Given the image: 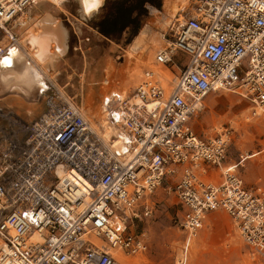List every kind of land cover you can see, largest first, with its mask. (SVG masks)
<instances>
[{"label":"built area","instance_id":"2783aa9c","mask_svg":"<svg viewBox=\"0 0 264 264\" xmlns=\"http://www.w3.org/2000/svg\"><path fill=\"white\" fill-rule=\"evenodd\" d=\"M36 0H0V62L21 49L17 19ZM177 14L156 64L178 67L163 83L146 69L133 92L112 90L105 139L72 97L44 77L35 120L4 132L0 155V264H121L117 252L147 253L136 225L152 217L166 186L182 206L187 236L176 264H189L206 216L224 210L253 256L264 259V187H248L225 163L230 133L203 137L191 125L212 92L264 109V0H196ZM166 36V34L164 35ZM182 52L188 61L178 63ZM133 99H137L134 101ZM75 174L86 186L69 178ZM116 254V255H115Z\"/></svg>","mask_w":264,"mask_h":264},{"label":"rangeland","instance_id":"374dc122","mask_svg":"<svg viewBox=\"0 0 264 264\" xmlns=\"http://www.w3.org/2000/svg\"><path fill=\"white\" fill-rule=\"evenodd\" d=\"M195 1L162 0V7L159 8L156 5L159 0H106L104 6L97 13L95 11L94 17L92 15L93 18L82 20L81 6L77 0H64L63 6L59 7L52 6L46 0H36L34 14L49 12L55 15L54 10L61 8L68 11L72 22L61 18L67 26L71 49L61 60L58 79L48 76L58 88L79 103L88 119L85 104L89 100L93 108H99L103 114L101 104L104 95L112 90L133 92L146 69L156 71L154 65L157 66L158 52L170 45L169 26L177 15L172 6L183 8L178 13L183 18L182 11L191 10L196 6ZM120 7H123L121 13L133 8V17H137L140 24L138 34L147 30L142 42L136 43L138 34L133 36L134 25L122 29V21L115 23ZM105 32H109V35ZM3 38L4 33L0 31V41ZM175 59L181 64L188 61L182 52H178ZM82 62L86 63V69L81 65ZM162 70V76L173 79L179 69L171 67L175 74L169 73L164 67ZM108 74L110 81L105 88L104 79ZM15 92L19 93L0 80V155L4 132L17 128L16 120L27 123L33 121L44 106L35 91L33 96H27L35 105L33 114H28L24 107L11 108L9 106L17 100L12 95ZM251 112L252 102L248 99L233 91L221 90L205 98L203 111L190 123L203 137H219L230 133L225 163L240 164L238 170L248 187L257 184L264 187V114L252 117ZM154 199L156 204L152 217L136 225L138 230L147 233L149 249L145 254L129 257L139 258L142 264H176L187 236L179 224L182 206L175 193L166 190V186L157 190ZM191 245L190 264H264V259L251 254V249L224 210H215L207 215L199 236L192 240Z\"/></svg>","mask_w":264,"mask_h":264},{"label":"bare ground","instance_id":"6f19581e","mask_svg":"<svg viewBox=\"0 0 264 264\" xmlns=\"http://www.w3.org/2000/svg\"><path fill=\"white\" fill-rule=\"evenodd\" d=\"M40 1L44 2V0ZM63 1L64 0H46V2L51 3V5L54 7L63 6ZM77 1L81 6L82 20H88L91 18L95 11L97 13L100 10V8L98 9L99 5L104 3V0L100 4H96L95 0ZM177 7L178 8H176V6L174 7V5L172 6V10L175 15L183 9L180 6ZM17 25L16 32L19 35V42L22 48H19L18 50H16L17 48H14L11 50L10 55L2 58L0 62V80L7 85H11L24 97L33 96L35 91L37 96L38 87H40V84L44 83L43 78L46 75L52 76L53 79H58V76L60 75L57 62L62 58L63 55H66L65 53L68 49L67 26L65 27L63 20L59 16L49 12L44 15H38L35 13L31 16L26 12L17 19ZM146 34L147 30H142L135 37L136 43L142 42ZM41 40L45 41L47 44V54H45V51L42 48L40 43ZM3 61H9V63H3ZM154 66L156 69L154 72L158 74L160 79L163 80L164 84H167L171 77L167 79L166 77L162 76L164 74L162 65ZM109 78L110 75L108 74L104 79L105 85H107L109 82ZM133 100L137 101V99ZM29 106V108H27L28 114L35 112V105ZM85 111L90 120L86 117L82 110L83 115L85 119L88 120L90 125L95 128L97 132L102 135V137L109 139L114 129L107 124L104 115L101 114L99 108L94 109L92 106V101L89 100L85 104ZM259 113L260 115L264 114V109L259 110ZM68 176L69 178L78 181L80 184H83V186H86V184L80 180L74 171L70 172ZM116 256L121 264H142V261L139 258H131L129 255H125L120 251L117 252Z\"/></svg>","mask_w":264,"mask_h":264},{"label":"crops","instance_id":"0c3cea01","mask_svg":"<svg viewBox=\"0 0 264 264\" xmlns=\"http://www.w3.org/2000/svg\"><path fill=\"white\" fill-rule=\"evenodd\" d=\"M35 6H36V4L32 7V8H30L29 9V11L27 12V13H29V15L31 16V15H33L34 14V11H35ZM44 7V6H43ZM45 8V7H44ZM33 10V11H32ZM54 12H55V15H58L60 18H64V20H66L67 22H69V23H72L71 22V19L69 18V13H67L68 11H65V10H63V9H61V8H58V9H55L54 10ZM60 12V13H59ZM42 15H44V14H42ZM63 16V17H62ZM66 18V19H65ZM17 28V27H16ZM70 49H71V45H70V41H69V36H68V49H67V52L65 53L66 55H63L62 56V58L57 62V65H58V68H60L61 69V60L64 58V57H66L68 54H69V51H70ZM78 49H80V47L78 48ZM59 63H60V65H59ZM156 63V62H155ZM87 64H88V62H87ZM81 65H83L84 67H85V69H86V63L85 62H82L81 63ZM158 65V64H157ZM164 67V69H166L169 73H173V71L171 70V67H170V69L169 68H166L165 66H163ZM173 74H175V73H173ZM177 74V73H176ZM46 77H48V78H50L51 80H53L50 76H47L46 75ZM174 78V77H173ZM110 81V80H109ZM109 83V82H108ZM108 83H107V85H105L104 87L105 88H107V86H108ZM108 94V93H107ZM106 94V95H107ZM12 95H14V96H16L17 98V100H15L14 102H13V104L12 105H10L9 107H24V108H29L30 106L29 105H32L33 106V100H31V99H29V98H27V97H24V96H22L20 93H17V92H15V94H12ZM20 95V96H19ZM19 96V97H18ZM105 96V95H104ZM21 97V98H20ZM104 98V97H103ZM23 99V100H22ZM9 102L11 101V99H9L8 100ZM18 103H17V102ZM23 101V102H22ZM27 104V105H26ZM14 105V106H13ZM19 105V106H18ZM29 106V107H28ZM101 106H102V104H101ZM44 109H45V105L43 106V110L38 114V115H36L35 117H34V119L33 120H35V119H37L41 114H42V112L44 111ZM27 113H28V110H27ZM155 197V196H154ZM155 200V199H154ZM211 213V212H210ZM229 216V215H228ZM207 217V216H206ZM205 222V221H204ZM203 226H204V224H203ZM202 230V229H201ZM190 257H191V254H190ZM190 257H189V264H190Z\"/></svg>","mask_w":264,"mask_h":264},{"label":"trees","instance_id":"16d2710c","mask_svg":"<svg viewBox=\"0 0 264 264\" xmlns=\"http://www.w3.org/2000/svg\"><path fill=\"white\" fill-rule=\"evenodd\" d=\"M156 4V2H153ZM157 7L161 8L162 7V0H159V2L156 4ZM123 8V7H122ZM122 8H118L119 9V13H117V17H115V23L118 21H122V29H124L125 27L134 25V32H133V36H136L139 32V28H140V24L137 22V17H133V8H127V10L125 11V13H121ZM124 17V18H123ZM104 32V31H103ZM105 34L109 35V32H105Z\"/></svg>","mask_w":264,"mask_h":264},{"label":"clouds","instance_id":"9594fccd","mask_svg":"<svg viewBox=\"0 0 264 264\" xmlns=\"http://www.w3.org/2000/svg\"><path fill=\"white\" fill-rule=\"evenodd\" d=\"M40 43H41V45H42V48H43L44 51H45V54H47V44H46V42L43 41V40H41Z\"/></svg>","mask_w":264,"mask_h":264},{"label":"snow or ice","instance_id":"6c2138e0","mask_svg":"<svg viewBox=\"0 0 264 264\" xmlns=\"http://www.w3.org/2000/svg\"><path fill=\"white\" fill-rule=\"evenodd\" d=\"M102 2H103V0H95V3L96 4H100ZM3 63H9V61H3Z\"/></svg>","mask_w":264,"mask_h":264},{"label":"water","instance_id":"95a60500","mask_svg":"<svg viewBox=\"0 0 264 264\" xmlns=\"http://www.w3.org/2000/svg\"><path fill=\"white\" fill-rule=\"evenodd\" d=\"M104 3H105V0H104ZM104 3L101 4V5H99L98 9H99V8H102V7L104 6Z\"/></svg>","mask_w":264,"mask_h":264}]
</instances>
